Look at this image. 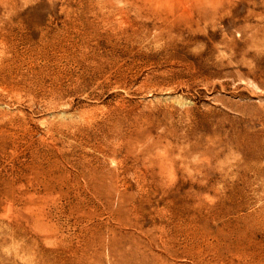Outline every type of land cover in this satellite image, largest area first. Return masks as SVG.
Masks as SVG:
<instances>
[{
  "label": "rangeland",
  "instance_id": "rangeland-1",
  "mask_svg": "<svg viewBox=\"0 0 264 264\" xmlns=\"http://www.w3.org/2000/svg\"><path fill=\"white\" fill-rule=\"evenodd\" d=\"M0 264H264V0H0Z\"/></svg>",
  "mask_w": 264,
  "mask_h": 264
}]
</instances>
